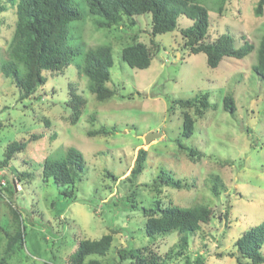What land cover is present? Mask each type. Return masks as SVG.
I'll return each mask as SVG.
<instances>
[{
	"label": "rangeland",
	"instance_id": "rangeland-1",
	"mask_svg": "<svg viewBox=\"0 0 264 264\" xmlns=\"http://www.w3.org/2000/svg\"><path fill=\"white\" fill-rule=\"evenodd\" d=\"M84 1L75 2L85 6L80 7L83 20L70 26L69 45L79 53L75 62L49 77L35 97L23 101L13 80L1 70L8 59L19 0H0L4 7L0 16V163L8 145L25 141L31 134L41 136L28 143L6 169L0 167L4 186H8V176L34 174L27 182L13 177L15 188L11 186L0 197V258L7 234L16 231V217L24 245L11 264H69L79 241L99 240L108 234L113 236L109 252L91 256L87 262L120 264L118 251L124 248L150 247L164 257L171 249L180 250L181 237L178 232L147 235L145 211L151 212L160 202L164 207L206 205L213 211L211 222L190 237L184 255H173L167 264H186L199 255L206 258V264H237L230 256L236 251L234 244L264 222V80L252 69L256 52L240 60L225 57L212 69L204 53L191 54L184 46L181 30L193 24L185 15L179 17L176 31L154 38L157 49L151 43L150 14L134 17L135 25L124 17L118 26L96 31L97 17L85 13ZM258 1L230 0L222 16L218 12L221 0H200L210 11V40L226 34L235 47L245 41L258 46L264 33V16L255 14ZM132 37L153 49L146 70L132 69L122 60V50L133 42ZM98 46H109L113 52L107 86L115 96L105 101L89 91L88 78L79 75L77 67L84 54ZM71 85L85 100L75 125L69 121ZM206 93L215 108L196 118L194 135L185 138L183 114L187 110L173 102ZM228 95L235 100L234 113L224 110ZM102 129L108 135H90ZM149 133L160 135L146 144L144 137ZM180 144L195 149L196 155L191 157ZM69 148L84 156L82 180L73 188L58 187L52 180L42 183L45 162L64 159ZM140 149L148 157L144 171L132 183L128 178ZM162 171L189 188L155 190L153 184ZM213 176L223 184L219 194L213 191ZM70 191L73 199L63 194Z\"/></svg>",
	"mask_w": 264,
	"mask_h": 264
},
{
	"label": "trees",
	"instance_id": "trees-1",
	"mask_svg": "<svg viewBox=\"0 0 264 264\" xmlns=\"http://www.w3.org/2000/svg\"><path fill=\"white\" fill-rule=\"evenodd\" d=\"M200 0H85L87 15L97 17L94 21V30L112 29L118 26L127 17L130 24L135 25L133 18L136 16L151 15V43L158 49L154 41L158 35L172 33L178 29V19L181 15L193 21L189 27L181 30L184 46L191 54L204 53L210 68H217L225 57L243 59L252 52H256V64L253 71L264 80V33L258 46L245 41L241 47H235L229 35L217 36L210 40V11L201 5ZM230 0H221L218 12L225 16V6ZM76 0H19L17 6V23L8 49V59L3 62L1 70L5 77L11 78L15 86L20 90V100L35 97L39 89L48 83V78H53L65 71L79 55L77 50L69 45L71 40L70 26L72 23L83 20L80 7ZM83 8V7H82ZM85 9V6L84 8ZM4 7L0 4V16ZM257 16H264V0H259L255 8ZM3 22L0 18V32ZM122 50V60L132 69L146 70L151 66L153 49L147 44L135 41ZM183 46V47H184ZM113 66V52L109 46H98L89 49L84 58L77 65L81 76L88 78L89 91L99 100L105 101L115 96L107 84L111 81L110 69ZM71 99L68 102L71 108L69 121L76 124L82 114L85 105L83 97L77 94L74 86L70 87ZM38 98V97H37ZM208 93L196 96L190 100H175L173 105H178L187 111L183 114L182 135L191 138L195 133L196 118H202L212 106ZM224 110L229 113L236 111V103L231 95L224 98ZM173 109V106L172 108ZM191 110V112H189ZM47 127L50 123L47 121ZM11 126V124H8ZM108 135L104 129L90 132L91 136L98 134ZM41 136L31 134L25 141L13 142L5 150L4 160L0 163L1 169H6L10 162L24 151L27 144L36 141ZM181 150H186L192 157L197 151L193 148H185L179 145ZM148 152L144 149L138 151L134 167L129 180L133 183L144 171ZM83 154L76 148H69L67 155L62 160L46 161L41 175L42 183L52 180L58 187L73 188L82 180L85 170ZM34 174L22 173L16 176H8V186L0 183V197L3 192L9 191L13 184V177L27 182ZM213 191L219 194L223 187L218 176L212 177ZM153 187L161 191L163 187L175 189L189 188L188 184L175 180L168 172L162 173L155 180ZM65 192V191H64ZM73 199L74 192L63 193ZM74 194V195H73ZM136 195L133 191L132 197ZM145 211V210H144ZM146 233L149 237L158 234L178 232L181 237L180 250L168 251L166 256H160L150 247L132 250L124 248L118 251L119 263L123 264H167L173 255H184L188 248L189 239L200 231L202 224L211 222L213 211L210 206L196 205L193 207H178L170 205L164 207L157 202L151 212L145 211ZM17 218V217H16ZM16 231L7 234L8 243L0 264H11L13 256L21 254L24 245V232L19 229V221L16 220ZM1 229V228H0ZM2 232V230H1ZM113 236L105 235L99 240H81L77 250L70 255L69 264H100L97 260H90L91 256H105L112 247ZM235 253L231 257L237 264H264L262 248L264 246V222L246 231L234 244ZM206 258L199 255L193 261L187 260L186 264H206Z\"/></svg>",
	"mask_w": 264,
	"mask_h": 264
},
{
	"label": "water",
	"instance_id": "water-1",
	"mask_svg": "<svg viewBox=\"0 0 264 264\" xmlns=\"http://www.w3.org/2000/svg\"><path fill=\"white\" fill-rule=\"evenodd\" d=\"M159 135L160 134H158V133L157 134L156 133H149L148 135H146L144 137L146 144H149L151 139L158 137Z\"/></svg>",
	"mask_w": 264,
	"mask_h": 264
}]
</instances>
